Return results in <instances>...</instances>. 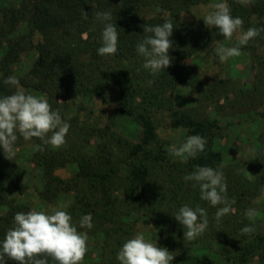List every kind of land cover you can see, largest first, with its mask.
Masks as SVG:
<instances>
[{"label": "trees", "instance_id": "16d2710c", "mask_svg": "<svg viewBox=\"0 0 264 264\" xmlns=\"http://www.w3.org/2000/svg\"><path fill=\"white\" fill-rule=\"evenodd\" d=\"M206 1L20 0L17 7L0 10V95H11L16 91L15 86L5 84L3 80L15 76L13 67L21 54L33 52L35 58L29 70V81L19 84L46 96L51 108L58 109L62 118L63 106L59 98H93L116 88L120 111L141 128L140 139L135 144L118 136L113 138L107 130L90 129L86 132L89 138L100 136L103 139L92 155L78 149L67 154L54 153L46 146L32 154V162L43 170L44 200L53 202L61 191L72 190L75 201L68 213L77 228L82 215L92 214L93 228L100 229L103 235L102 248L110 245V237L121 233L125 224L122 216L142 210V214H146L158 228L162 239L172 241L169 248L174 251L175 258L171 264H214L202 260L186 247L189 242L183 240L182 227L171 216L184 204L196 207L199 202L207 203L200 200L198 187L193 188L192 182L185 183L183 176L196 166L215 168L222 162L220 153L213 149L217 123L199 117L198 108L173 109L171 98L180 84L195 89L200 95L199 100L206 97L197 70L182 61L225 38L215 28L209 29L202 24L187 25L181 17L191 7ZM228 5L231 15L243 20V30L250 27L264 29V0H251L250 3L228 0ZM148 8H152L155 15L146 14ZM156 8L166 10L170 15L156 13ZM97 11H111L118 27L117 53L112 57L97 54L103 27L95 19ZM166 19H171L174 27L170 37L171 63L165 71L153 77L142 68L143 58L137 55L135 46L144 35L145 25L160 24ZM22 28L24 31L20 32ZM35 36H39V40L34 44ZM256 45L264 47V31L250 40L251 48ZM150 79L153 81L151 85L148 84ZM161 110L169 115L171 127L183 128L189 135L198 134L207 141L204 151L189 158L183 167L177 168L170 161L158 141L154 119ZM112 140L126 151L129 161L125 172L116 159ZM32 141L40 144L38 138ZM2 156L0 152V158ZM68 162L76 163V176L67 181L54 176V171ZM8 185L21 192L15 176L0 167V239L12 227L16 213L30 211L23 202L7 197ZM119 190L125 192L122 199L116 194ZM233 219L234 216L229 214L213 233L237 240L235 250L239 264H251L256 255L259 257L256 264H264V234L257 235L254 242H245L247 236L240 235L239 228L231 227L230 224L236 226ZM107 223L108 229L105 227ZM228 224L230 227L226 226ZM169 229L176 232L172 238L166 236ZM115 245H122V242H115ZM221 255L227 258V253ZM7 264L15 262L8 261Z\"/></svg>", "mask_w": 264, "mask_h": 264}, {"label": "rangeland", "instance_id": "374dc122", "mask_svg": "<svg viewBox=\"0 0 264 264\" xmlns=\"http://www.w3.org/2000/svg\"><path fill=\"white\" fill-rule=\"evenodd\" d=\"M217 2L219 0H207L191 7L181 17L187 25L202 24L207 27L203 22V17L212 10L211 6ZM19 3L20 0H0V10L17 7ZM145 12L152 15L154 11L152 8H148ZM23 31L24 28L20 29V32ZM238 36L239 31L234 33L231 39L210 44L192 58L182 61L183 64L197 70L206 97H201L202 100H199L200 95L196 93L195 89L189 85L180 84L173 91L171 98L173 109L185 111L190 108H198L201 115L199 117L209 118L217 123V129L213 130L215 132L213 149L220 153L222 162L215 168L224 174L227 183V198L230 201L234 200L230 212L224 215L220 221L227 220L230 214L234 216L233 221L236 222V226L230 225L239 228L238 231L246 225L252 226L254 232L246 235L245 242H254L257 235L264 234V60L262 59L264 58V47L256 45L255 48H251L249 40L246 45L240 47L239 56L232 57L223 63L219 61L214 51L220 46H236ZM38 40L39 36H35L33 43H37ZM34 58L33 52L20 55L19 61L13 67L14 75L19 82L29 81V70ZM20 86L26 94L46 97L29 87ZM58 101L63 106L62 115L64 118L62 119L70 124L65 143L58 148H53L39 140L42 146H46L54 153L67 154L78 149L81 153L92 155L96 146L103 143L100 136H90L89 138L86 132L92 128L100 131L107 130L111 136H114L113 138L118 136L133 144L140 139V126L119 109L118 89L116 88L109 89L104 96L67 97L59 98ZM154 124L158 141L170 161L177 168L186 165V163H181L178 158L173 157L170 154V149L179 147L189 135L188 131L183 128L171 127L170 117L163 110L156 114ZM110 142L114 146L116 159L122 166V172H125L129 161L126 151L113 140ZM32 143L33 141H24L21 137L15 144L16 158L13 160H8L4 156L0 158L1 169L12 173L21 185L19 193L14 186L8 185L7 197L23 202L30 211H47L51 214L53 208L67 204L66 211L68 212L70 205L75 201V193L72 190L61 191L53 202L44 200L43 170L31 160ZM77 171L76 163L68 162L64 167L57 168L53 174L61 180L67 181L74 178ZM116 194L120 199L126 196L122 190ZM198 205L207 211L208 227L202 235L187 245L185 244L186 247L207 262L239 264L236 260L238 254L235 250L237 240L213 233L220 227V222L216 221L215 213L221 205L213 207L208 202L205 204L199 202ZM249 209L254 210L251 218L246 215ZM142 213L143 211L140 210L122 216V222L125 223L122 225V231L119 235L114 233L115 237H110L112 242L106 246V249L102 248L103 235L100 229L92 227L89 230L78 227V231L87 232V251L81 264H110L111 261L118 264L115 257L121 245L116 246L115 242L123 244L137 231L144 232L150 242L156 241L158 246L165 247L174 260V251L169 248L173 244L172 241L168 242L167 239H162L160 231L158 228L156 229L152 220ZM228 221L230 222V220ZM108 225V223L105 225L106 229H108ZM230 225L226 226L230 227ZM166 232V236L169 238H172L173 232L176 234L175 230L171 229ZM221 253H227V258L225 259ZM258 259V255L254 256L251 264H256Z\"/></svg>", "mask_w": 264, "mask_h": 264}, {"label": "clouds", "instance_id": "9594fccd", "mask_svg": "<svg viewBox=\"0 0 264 264\" xmlns=\"http://www.w3.org/2000/svg\"><path fill=\"white\" fill-rule=\"evenodd\" d=\"M250 3L251 0H242ZM203 22L209 28H215L218 34L226 40L239 31L236 46H220L214 49L220 62L240 55V47L257 37L264 29L248 28L243 30V20L233 17L228 0H219L211 6ZM165 16L166 10L156 8V13ZM86 14V13H85ZM155 15V13H153ZM95 19L103 25L100 34V46L97 54L102 57H112L117 53L119 33L113 21L111 11H97ZM171 19L155 25L143 27V37L135 46L138 56L143 58L142 68L150 76L155 77L170 65L169 49L172 47L170 37L173 31ZM211 75V74H209ZM3 83L15 86L11 95H0V152L8 160L16 158L15 144L19 137L24 141L38 138L43 144L58 148L65 143V137L70 124L62 119L58 109L53 110L46 97L26 94L15 76L4 78ZM153 81L148 80L151 85ZM19 134V136H18ZM206 139L200 135H187L179 147L170 149V154L186 163L189 158H195L204 151ZM33 151H41L42 145L31 144ZM185 183L192 182L193 188L199 189V198L217 208L215 218L217 223L231 210L234 203L227 198V183L221 170L210 166H196L192 172L183 176ZM67 204L59 205L47 211L18 212L13 217V225L0 239V264L13 261L15 264H81L86 254L87 232L78 231L77 224L66 211ZM254 210H247L246 215L252 217ZM182 227L183 240L191 242L202 235L208 227L205 208L190 207L184 204L171 215ZM79 228L92 229V214L80 217ZM157 232V231H156ZM254 232V228L246 225L240 229L241 235ZM118 264H171L173 256L165 247L157 242H150L144 232L137 231L118 249L115 257Z\"/></svg>", "mask_w": 264, "mask_h": 264}]
</instances>
